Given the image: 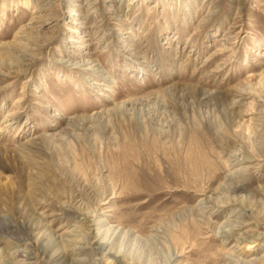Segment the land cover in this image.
I'll return each instance as SVG.
<instances>
[{
	"label": "rangeland",
	"instance_id": "obj_1",
	"mask_svg": "<svg viewBox=\"0 0 264 264\" xmlns=\"http://www.w3.org/2000/svg\"><path fill=\"white\" fill-rule=\"evenodd\" d=\"M0 264H264V0H0Z\"/></svg>",
	"mask_w": 264,
	"mask_h": 264
},
{
	"label": "bare ground",
	"instance_id": "obj_2",
	"mask_svg": "<svg viewBox=\"0 0 264 264\" xmlns=\"http://www.w3.org/2000/svg\"><path fill=\"white\" fill-rule=\"evenodd\" d=\"M208 171V170H207ZM107 231L109 230V228L106 229Z\"/></svg>",
	"mask_w": 264,
	"mask_h": 264
}]
</instances>
